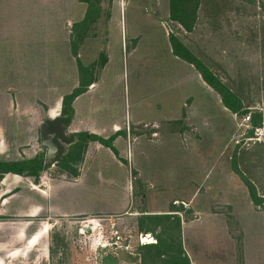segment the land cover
<instances>
[{"label": "rangeland", "instance_id": "rangeland-1", "mask_svg": "<svg viewBox=\"0 0 264 264\" xmlns=\"http://www.w3.org/2000/svg\"><path fill=\"white\" fill-rule=\"evenodd\" d=\"M95 1L103 7L99 23L106 24L116 4L127 33L122 41L118 18L106 54L105 43L94 45V51L101 54L92 64L98 61L102 66L109 61L96 77V109L102 108L120 125L131 124L132 129L139 125L138 119L164 116L163 124L138 129L142 136L135 143L139 148L134 155L135 170L129 173L131 199L120 215L58 219L45 210L32 218L14 212L25 210L31 197V202L42 203L45 194L40 191L47 192L57 181L70 179L78 169L74 127L71 132L63 131L62 166L58 162L41 172L37 184L33 177L3 175L0 259L7 262L10 255H16L14 264H126L122 257L117 259L122 254L133 258L132 264H154L148 258L152 253L136 244V234L148 232L162 249L165 264H179L182 257L189 264H264V0H204L201 25L190 35L168 20L166 0ZM130 29L141 35L138 41L130 37ZM100 31L105 32L106 27L100 26ZM172 35L240 100L246 113L227 110L193 66L177 62L170 53L168 37ZM63 51L62 45V63ZM70 52L67 87L74 84L71 74L76 72ZM52 56L37 51L32 68L36 77L41 69L46 76L55 73L58 62ZM3 62L7 66L3 71L10 77L14 61ZM13 87L10 82L3 87L0 83V162H23L38 156L44 160L40 129L46 120L31 113L28 104L33 101H24L18 108L10 99L17 94ZM110 164V160L103 162L97 169L114 185L99 186L93 182L95 170H86L88 185L57 191L54 204L58 212L108 210L128 202L123 192L126 166L118 169ZM245 181L262 199L259 206L252 201ZM111 216L129 228L131 253L94 251L88 235L78 234L82 222ZM21 229L25 234L18 240L13 235ZM32 244L29 254L19 256Z\"/></svg>", "mask_w": 264, "mask_h": 264}, {"label": "crops", "instance_id": "crops-1", "mask_svg": "<svg viewBox=\"0 0 264 264\" xmlns=\"http://www.w3.org/2000/svg\"><path fill=\"white\" fill-rule=\"evenodd\" d=\"M96 3L97 15H95L93 19L87 20L88 5L83 0H0V83L2 87L4 84L6 85L7 82L15 85L12 90L17 94H13L12 97L10 96V99H14L18 108L24 106V101H33V104H28L30 109H32L30 110L32 114L43 116L44 120L56 119L61 114L63 98L78 89L81 82L76 59L72 55V44L77 45L76 58L83 68H87L86 79L88 86L82 94L78 95L73 100L71 104L73 116L69 126L66 128L67 132L68 130L71 132L74 127L72 131L74 134L78 135L85 133L89 137L82 160L76 165V167H78V169L76 168L77 175L75 177L70 176L71 178L66 181H57L56 184L48 187L47 192L40 191L41 194H45L43 195L45 197H41L40 199L42 203L38 202V204H36L31 202V197L25 210L18 209L14 211L17 214L21 212L24 213L25 215L22 216L32 218L37 216L41 210H45L47 215L58 219L78 216L90 217L98 214L120 215L125 213L131 199L132 187L129 173L132 169L135 170L134 155L139 151V148L136 147L138 145H135V143L137 139L142 136L139 134L141 132L138 131V129L141 128V125H144V127L149 125L158 127V124L160 126L163 124L164 116L159 120H154L153 118L138 119L137 123L139 125H136L134 127L135 129H132L131 124L128 125V123L125 122V125H123V123L120 125L116 120H113L112 117L105 115L102 108L96 109L93 103V94L97 87L96 77L100 71L105 70L109 61L107 60L102 66L97 64L98 61L94 65L92 64L97 58H95V56L101 54L99 51H94V45L105 43L104 53L106 54L111 40V28L114 23H116V27L118 28V18L120 17L118 13L120 10L117 5L114 4L116 6L113 5L111 18L105 25L99 23V17L101 16L99 14H102L103 7L101 3ZM203 3L204 0H200L197 19L190 33L185 32L179 24L169 19V3L168 0H166V14L168 20L184 33L190 35L201 25ZM37 8H39L40 11H38ZM123 13L125 14L124 11ZM122 16L123 14H121L119 21L120 37L123 41V33L125 32V37H127V33L126 29L123 30L125 23H123ZM148 23L151 24V22ZM100 26L106 27V31L102 33L100 31ZM135 34H137V32L131 30L130 37H135V40L138 41L141 35L138 36ZM175 38L192 54V51L185 46L183 41H180L177 37ZM36 45L41 46L37 48ZM47 45L48 48H44ZM62 45L64 50V63L60 60L62 59ZM89 45L92 46L89 48ZM169 47H171V45ZM91 48L92 51L90 50ZM2 50L5 54H3ZM37 51L40 53H42V51H48L53 54V59H56L58 62V69H55V73H48V76H46L41 69L39 76L36 77V75H34L32 68L35 67L34 59L36 58ZM68 51H71L70 54L72 55L74 63L72 69L74 70V67L76 68V72L73 71L71 74L73 76L71 83H74L71 87H67L69 74L67 72L68 64L66 61ZM170 53L173 54L172 48L170 49ZM174 57L177 62L188 64L180 58ZM4 60L14 61L11 65L12 77H6L7 72L3 71V69H7L4 62L1 64ZM73 63L71 64L73 65ZM14 101L12 105H14ZM84 101H86L85 104H83ZM127 125L129 129L126 128ZM137 131L138 133H135ZM154 133L158 136V131ZM107 143H109V145H107ZM109 160L113 162V164L110 165L118 169H123L126 166L127 182L123 187V192L125 197L129 199L128 202L125 200L126 203L123 206L119 208L113 207L108 210H87L86 212L69 214L58 212V208L54 204L57 202L54 200L57 197V191L71 185L77 187L88 185L89 182L86 181L87 179L84 177L86 170H95L96 174L94 173V176L92 174L94 177L93 182H97L96 184L99 186L106 187L114 185L111 179L104 178L103 174L100 173L101 170L97 169L99 164L103 162L107 163ZM50 180L51 179H47V181ZM1 212H4L3 208H1ZM0 214L2 215V213ZM47 231L48 228L46 227L43 233L46 235ZM24 234V229H21L15 233L13 237H17L19 240ZM34 238L35 235L30 241ZM29 246L26 245L20 251L21 255L19 256L24 257L26 253L29 254L34 248L33 244ZM16 257V255H10L7 262L0 259V264H14L13 261H15ZM121 257L125 259L127 262L126 264L133 263V258L121 254L117 259Z\"/></svg>", "mask_w": 264, "mask_h": 264}, {"label": "trees", "instance_id": "trees-1", "mask_svg": "<svg viewBox=\"0 0 264 264\" xmlns=\"http://www.w3.org/2000/svg\"><path fill=\"white\" fill-rule=\"evenodd\" d=\"M87 5V20H91L97 15V3L94 0H83ZM249 3H253L254 0H247ZM169 3V19L181 26V28L185 31L190 33L195 25L197 19V11L199 8L200 0H168ZM169 42L172 48V53L174 56L180 58L181 60L187 62L188 64L192 65L196 71L199 73L203 82L208 85L213 91H215L222 100L223 106L231 111L234 114L242 115L246 113L243 111L242 105L240 100L232 94V92L227 89L223 84L206 68L196 57H194L173 35L169 37ZM72 55L76 59L77 68L79 71V75L81 78L80 86L78 89L74 90L70 95L65 96L62 100V110L59 117L54 120H46L44 125L49 127V130L59 129L64 131L70 124L73 110L71 104L73 100L80 94H82L87 86V79H86V72L85 68H83L78 61L77 54H76V44H72ZM76 139L78 143H74V146L78 148L77 152V162L75 164L81 162L82 156L86 150L87 143L89 141V137L87 134H78L76 135ZM77 142V141H76ZM69 144H73V140H69ZM109 145V143H107ZM72 159H75L73 157ZM64 157H62L58 163V165L63 164ZM43 157L38 156L34 159L23 161V162H12V163H4L0 162V180L3 175L12 174L18 176H28L33 177L34 183H38V179L40 177V173L43 172ZM75 165V166H76ZM238 173V171H236ZM73 174L71 176L75 177L77 175V169L72 171ZM242 177V176H240ZM244 180V177H242ZM248 189L249 194L252 201L255 205H260L263 203L262 199L259 198L256 194L255 188L249 183V181H245ZM143 234H149L148 232ZM143 250L147 252H151L152 254L149 255L148 258L152 260L154 264L159 262L166 263L161 254L163 251L160 249V246H157V243L140 246ZM144 257V261H146ZM179 264H189V261L186 257H182ZM158 262V263H159Z\"/></svg>", "mask_w": 264, "mask_h": 264}, {"label": "built area", "instance_id": "built-area-1", "mask_svg": "<svg viewBox=\"0 0 264 264\" xmlns=\"http://www.w3.org/2000/svg\"><path fill=\"white\" fill-rule=\"evenodd\" d=\"M88 226L90 227L87 231L85 227ZM94 232L97 235V238H94ZM78 234L80 236L88 235L86 239L91 243L89 247H92L94 245V251H96L97 248H100V250L108 251L114 254H117L120 251L126 253L132 252V247H130L129 245L130 240L132 239L130 230L128 227L122 226L121 223H119V221L115 219V217L111 216L106 218H93L84 221L82 222V227L78 230ZM135 238L136 244L138 246L156 243L155 239L150 234L138 233L136 234Z\"/></svg>", "mask_w": 264, "mask_h": 264}, {"label": "water", "instance_id": "water-1", "mask_svg": "<svg viewBox=\"0 0 264 264\" xmlns=\"http://www.w3.org/2000/svg\"><path fill=\"white\" fill-rule=\"evenodd\" d=\"M59 135L58 131L47 133L45 129H40V145L45 149L44 172H47L57 164L63 155V147L59 142Z\"/></svg>", "mask_w": 264, "mask_h": 264}, {"label": "flooded vegetation", "instance_id": "flooded-vegetation-1", "mask_svg": "<svg viewBox=\"0 0 264 264\" xmlns=\"http://www.w3.org/2000/svg\"><path fill=\"white\" fill-rule=\"evenodd\" d=\"M41 128L45 129V131H46L47 133H51V132L58 131V132L60 133V135H59V142H61V139H63V131H61V130H59V129H55V130L50 131V130H49V127H47V125H43Z\"/></svg>", "mask_w": 264, "mask_h": 264}, {"label": "bare ground", "instance_id": "bare-ground-1", "mask_svg": "<svg viewBox=\"0 0 264 264\" xmlns=\"http://www.w3.org/2000/svg\"><path fill=\"white\" fill-rule=\"evenodd\" d=\"M89 223H92V222H89ZM94 224V223H93ZM89 225H91V224H89ZM90 226H88V227H85V229H88Z\"/></svg>", "mask_w": 264, "mask_h": 264}]
</instances>
